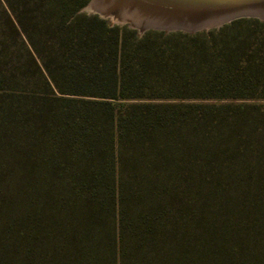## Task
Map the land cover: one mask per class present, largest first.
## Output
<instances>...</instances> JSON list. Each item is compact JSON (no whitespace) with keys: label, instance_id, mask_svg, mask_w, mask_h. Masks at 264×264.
I'll list each match as a JSON object with an SVG mask.
<instances>
[{"label":"trees","instance_id":"16d2710c","mask_svg":"<svg viewBox=\"0 0 264 264\" xmlns=\"http://www.w3.org/2000/svg\"><path fill=\"white\" fill-rule=\"evenodd\" d=\"M88 2L0 0V264H264V134L182 102L264 98V21Z\"/></svg>","mask_w":264,"mask_h":264},{"label":"water","instance_id":"95a60500","mask_svg":"<svg viewBox=\"0 0 264 264\" xmlns=\"http://www.w3.org/2000/svg\"><path fill=\"white\" fill-rule=\"evenodd\" d=\"M262 8L264 0H89L82 11L92 12L111 24L136 29L141 35L149 28L195 31L218 28L240 17L264 19ZM137 15L155 24L137 22Z\"/></svg>","mask_w":264,"mask_h":264},{"label":"rangeland","instance_id":"374dc122","mask_svg":"<svg viewBox=\"0 0 264 264\" xmlns=\"http://www.w3.org/2000/svg\"><path fill=\"white\" fill-rule=\"evenodd\" d=\"M87 5L85 7H87ZM83 12H85L87 14H94L92 12H86V11H83ZM255 18H258V19L264 21V19H261L259 17H255ZM106 21L108 23H110L107 19H106ZM112 25H114V24H112ZM214 28H216V27L201 28L200 30H195V31L194 30H192V31L191 30H178V31L196 32V31H208V30H211ZM150 29H155V28H149L147 30H150ZM134 30H136V29H134ZM155 30L167 31L165 29H155ZM136 32H137V30H136ZM182 102L187 103V104H191V105L206 106V109L213 110L215 112H227V113H230L232 111L239 112V114L242 117L254 118L253 119V122H254L253 129H255V130H253V134H252L254 137H260V135L264 134V98H253V99H186V100H183ZM259 116H261V117H259ZM243 131H246V130H243ZM239 134H240V132H239ZM236 140H239V139H236ZM254 143H255V141H254ZM251 163H249V165Z\"/></svg>","mask_w":264,"mask_h":264},{"label":"bare ground","instance_id":"6f19581e","mask_svg":"<svg viewBox=\"0 0 264 264\" xmlns=\"http://www.w3.org/2000/svg\"><path fill=\"white\" fill-rule=\"evenodd\" d=\"M263 9H264V8H263ZM263 9H262V10H263ZM135 17H136V18H135ZM135 17H134V20L137 21V22L145 21V22H147L148 24H155V23H154V20H152V21L149 20V19L145 20L144 18H141V16H138V15L135 16ZM208 19H212V18H208Z\"/></svg>","mask_w":264,"mask_h":264}]
</instances>
